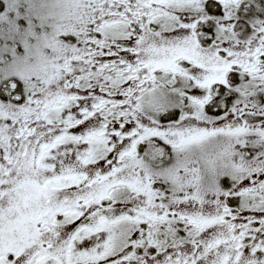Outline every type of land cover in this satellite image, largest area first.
<instances>
[{"label": "snow or ice", "instance_id": "obj_1", "mask_svg": "<svg viewBox=\"0 0 264 264\" xmlns=\"http://www.w3.org/2000/svg\"><path fill=\"white\" fill-rule=\"evenodd\" d=\"M0 264H264V0H0Z\"/></svg>", "mask_w": 264, "mask_h": 264}]
</instances>
